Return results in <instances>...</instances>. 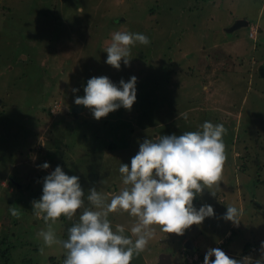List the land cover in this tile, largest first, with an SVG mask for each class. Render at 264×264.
Instances as JSON below:
<instances>
[{
    "label": "rangeland",
    "instance_id": "rangeland-1",
    "mask_svg": "<svg viewBox=\"0 0 264 264\" xmlns=\"http://www.w3.org/2000/svg\"><path fill=\"white\" fill-rule=\"evenodd\" d=\"M241 17L249 24L228 30ZM116 31L150 40L132 46L129 65L121 61L118 70L105 63L104 51ZM263 61L264 0H0V264H63L62 250L37 238L46 225L31 204L57 165L79 177L90 207V188L110 200L124 187L120 164H130L144 139L196 131L205 121L227 129L220 189H211L216 196L205 189L193 201L197 209L211 205L215 215L179 236L153 226L154 238L131 264H185L193 255L203 264L209 248L258 259L264 241ZM94 76L117 85L135 76L131 110L121 107L100 120L84 106L72 113ZM45 162L49 168H40ZM228 205L242 210L239 224L222 218ZM10 207L20 211L19 219ZM109 219L113 229L134 221L122 212ZM72 222L61 217L53 225L57 236L67 238ZM184 239L198 247L185 249Z\"/></svg>",
    "mask_w": 264,
    "mask_h": 264
},
{
    "label": "clouds",
    "instance_id": "clouds-1",
    "mask_svg": "<svg viewBox=\"0 0 264 264\" xmlns=\"http://www.w3.org/2000/svg\"><path fill=\"white\" fill-rule=\"evenodd\" d=\"M137 43L148 45L150 40L142 33H112L111 42L104 49L105 63L117 70L121 61L128 66L130 49ZM136 82L135 76L127 82L121 79L119 85L107 76H94L83 88L84 95L77 96L74 103L89 109L96 120L121 107L131 110L136 100ZM184 118L187 119V114ZM226 133L223 124L205 121L196 131L144 139L130 164H120L124 187L110 200L95 187L90 188L87 195L90 207H85V191L79 177L66 174L57 165L43 178L40 198L31 202L33 214L46 225L37 238L46 247L60 248L63 264H131L134 256L142 253L154 238L153 226L179 236L192 225H200L206 217L215 215L211 205L197 209L193 201L205 189L212 196L216 193L211 189H220L226 161L223 140ZM39 167L48 169L49 164L45 162ZM81 208L84 211L73 220ZM116 212L134 218L130 228L117 224L113 229L109 215ZM9 213L17 219L21 215L16 207H10ZM241 215V209L228 205L222 218L237 225ZM61 217L73 221L67 229V238L58 237L53 227ZM39 251L43 254L44 248ZM260 251V257L255 260L234 259L220 248H209L203 264H264V241Z\"/></svg>",
    "mask_w": 264,
    "mask_h": 264
},
{
    "label": "water",
    "instance_id": "water-1",
    "mask_svg": "<svg viewBox=\"0 0 264 264\" xmlns=\"http://www.w3.org/2000/svg\"><path fill=\"white\" fill-rule=\"evenodd\" d=\"M242 25H248V21L246 19H243V18H239V19H236L234 21V23L229 27L231 30L233 29H236ZM258 71L259 73L264 76V61L259 65L258 67ZM82 97V96H80ZM82 106L81 105H76L75 103L70 107V111L72 113H77L81 110ZM192 243L191 241L188 239L186 242H185V247L187 248H192Z\"/></svg>",
    "mask_w": 264,
    "mask_h": 264
},
{
    "label": "crops",
    "instance_id": "crops-1",
    "mask_svg": "<svg viewBox=\"0 0 264 264\" xmlns=\"http://www.w3.org/2000/svg\"><path fill=\"white\" fill-rule=\"evenodd\" d=\"M242 18V17H241ZM243 19H244V17H243ZM231 24V22L230 23H224V25H222V24H220L221 26L219 27L218 26V28L220 29L221 27H223V26H227V25H230ZM249 24V23H248ZM232 25V24H231ZM226 28H228V27H225L224 28V30H226ZM228 30H231L230 28H228ZM230 46V45H229ZM240 46H241V44L240 43H238V44H235V49H237L238 47L240 48ZM232 48V47H231ZM188 239H184V241H187ZM190 241H191V243H192V248H187V247H185V249H187V250H192V249H195L196 247H198L197 246V242H195V240H191V239H189ZM186 254V253H185ZM187 257H188V255H187ZM203 260V259H202ZM184 263V262H183ZM182 263V264H183Z\"/></svg>",
    "mask_w": 264,
    "mask_h": 264
},
{
    "label": "built area",
    "instance_id": "built-area-1",
    "mask_svg": "<svg viewBox=\"0 0 264 264\" xmlns=\"http://www.w3.org/2000/svg\"><path fill=\"white\" fill-rule=\"evenodd\" d=\"M253 33H255V31L251 30L250 35H252ZM197 261H198V257L193 255L192 258L189 259V261H187L185 264H195Z\"/></svg>",
    "mask_w": 264,
    "mask_h": 264
},
{
    "label": "trees",
    "instance_id": "trees-1",
    "mask_svg": "<svg viewBox=\"0 0 264 264\" xmlns=\"http://www.w3.org/2000/svg\"><path fill=\"white\" fill-rule=\"evenodd\" d=\"M0 253H2V251H0ZM203 257H204V255H203Z\"/></svg>",
    "mask_w": 264,
    "mask_h": 264
}]
</instances>
